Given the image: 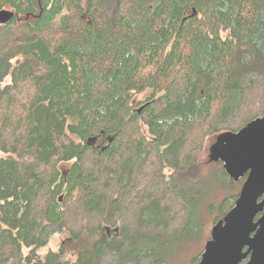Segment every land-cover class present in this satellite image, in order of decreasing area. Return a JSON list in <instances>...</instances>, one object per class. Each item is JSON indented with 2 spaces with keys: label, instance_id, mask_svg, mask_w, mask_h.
I'll return each mask as SVG.
<instances>
[{
  "label": "trees",
  "instance_id": "trees-1",
  "mask_svg": "<svg viewBox=\"0 0 264 264\" xmlns=\"http://www.w3.org/2000/svg\"><path fill=\"white\" fill-rule=\"evenodd\" d=\"M5 11L0 264H171L199 240L207 141L264 116V0H0ZM216 173L237 190L223 217L245 180Z\"/></svg>",
  "mask_w": 264,
  "mask_h": 264
},
{
  "label": "water",
  "instance_id": "water-1",
  "mask_svg": "<svg viewBox=\"0 0 264 264\" xmlns=\"http://www.w3.org/2000/svg\"><path fill=\"white\" fill-rule=\"evenodd\" d=\"M14 13H0V21ZM226 174L244 179L234 208L213 229L199 264H264V116L236 133H227L211 149Z\"/></svg>",
  "mask_w": 264,
  "mask_h": 264
},
{
  "label": "rangeland",
  "instance_id": "rangeland-1",
  "mask_svg": "<svg viewBox=\"0 0 264 264\" xmlns=\"http://www.w3.org/2000/svg\"><path fill=\"white\" fill-rule=\"evenodd\" d=\"M12 80V77L9 76L5 82H0V88L8 85ZM151 91L145 92L141 95L135 96V102L138 105V108L142 107L143 104L147 101L148 97L151 96ZM222 135H216L209 139L206 144V151L203 158L204 163V176L208 178L206 185V193L203 196V199L200 203L198 212L202 217L201 220V229L199 230L198 238L199 240L189 243L183 250L180 245H176L173 250V257L171 258V264H192L194 258L200 254L199 261L200 263L202 254L205 251L206 245L208 242L212 241L213 238V229L219 221H223L225 216H220V206L225 198H230L236 193L233 188H224L220 186L217 182V165H220L224 169L223 163L214 162L210 158L212 147L218 143L219 137ZM1 157V153H0ZM217 164V165H216ZM68 165H63L62 169H67ZM229 177V176H228ZM241 191L239 192L240 196ZM238 196V199H239ZM237 199V200H238ZM230 202V201H229ZM236 204V203H235ZM234 208V207H233ZM232 208V209H233ZM231 209V210H232ZM230 210V211H231ZM229 211V212H230ZM118 228L108 227V239L112 240L115 237L116 230ZM70 238V235L67 232L62 234H56L51 239L49 244L41 250L42 254L46 255L47 253L53 251L60 253L62 250L63 243ZM27 253V251H26ZM69 260L76 258L75 256L68 257ZM197 263V264H198Z\"/></svg>",
  "mask_w": 264,
  "mask_h": 264
},
{
  "label": "flooded vegetation",
  "instance_id": "flooded-vegetation-1",
  "mask_svg": "<svg viewBox=\"0 0 264 264\" xmlns=\"http://www.w3.org/2000/svg\"><path fill=\"white\" fill-rule=\"evenodd\" d=\"M247 176H248V175H247ZM247 176L244 178L245 182H246ZM245 182H244V183H245Z\"/></svg>",
  "mask_w": 264,
  "mask_h": 264
}]
</instances>
